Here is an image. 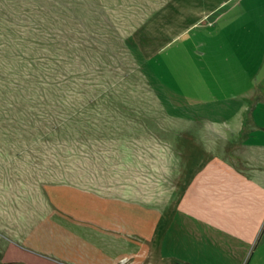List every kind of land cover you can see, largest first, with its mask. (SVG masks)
<instances>
[{"label":"rangeland","instance_id":"obj_1","mask_svg":"<svg viewBox=\"0 0 264 264\" xmlns=\"http://www.w3.org/2000/svg\"><path fill=\"white\" fill-rule=\"evenodd\" d=\"M181 1L0 0V264H67L49 240L50 231L68 237L66 225L86 227L95 245L124 243L116 264H146V208L160 212L180 192L152 163L170 161L174 180L191 156L177 150L178 137H191V111L227 106L192 104L194 93L207 92L198 80L216 79L181 72L199 62L174 56L179 42L162 55L170 68L160 69L159 54L147 61L199 16L202 0L178 15ZM184 45L191 53L192 40ZM230 84L207 89L237 93ZM181 112L186 118L177 119ZM209 138L222 142L218 133ZM80 243L74 264H99L106 252Z\"/></svg>","mask_w":264,"mask_h":264},{"label":"crops","instance_id":"obj_2","mask_svg":"<svg viewBox=\"0 0 264 264\" xmlns=\"http://www.w3.org/2000/svg\"><path fill=\"white\" fill-rule=\"evenodd\" d=\"M194 2L176 3L178 15L180 8H187L186 3ZM198 6L199 16L180 27L147 61L159 54L160 69L170 68L169 58L162 55L179 42L174 56L180 60L196 57L199 62L190 69L182 66L181 72L207 70L216 79L207 85H201L200 80L197 85L192 82L207 91L204 96L194 93L192 104L196 108L202 104L227 106L212 114L191 111V127L180 129L185 134L188 129L191 137L182 138L181 133L178 138L182 144L177 140V150L183 145L180 150H190L191 156L183 169L176 165L174 180L166 169L172 167L170 161L152 163L162 168V178L165 176L176 188L180 184V192L160 212L146 208L151 212L146 219L143 255L146 252V264H264V0H202ZM189 39L194 45L191 53L184 45ZM228 64L237 66L232 68ZM231 70L238 72L232 75ZM248 72L252 74L247 81ZM231 81L232 86L239 87L237 93L226 90L213 95L207 89L231 87ZM176 114L177 119L186 118L182 112ZM217 122L222 125L213 126ZM216 133L222 136L219 146L209 138ZM202 137L205 139L198 142ZM209 150L224 153L204 157ZM147 167L152 172L153 166ZM66 226L71 230L68 237L65 231L62 235L49 232L53 234L49 240L56 242L53 248H60L69 256L65 263H76L71 249H78L84 239L99 254L106 252L98 257L99 264H116L126 258L124 243L117 239L95 245L89 240L93 236L86 234V227ZM129 252L133 256L138 254L135 248Z\"/></svg>","mask_w":264,"mask_h":264}]
</instances>
